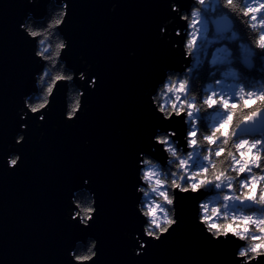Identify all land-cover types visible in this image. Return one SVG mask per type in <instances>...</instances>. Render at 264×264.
<instances>
[{
	"label": "water",
	"instance_id": "obj_1",
	"mask_svg": "<svg viewBox=\"0 0 264 264\" xmlns=\"http://www.w3.org/2000/svg\"><path fill=\"white\" fill-rule=\"evenodd\" d=\"M195 0H0V264H264V252L240 255L245 240L215 235L200 217L211 191L171 190L172 222L147 233L140 207L144 160L165 167L159 136L188 149L186 113L166 116L154 102L169 74L190 68L185 44ZM50 4L62 7L57 79L39 109L45 61L26 28ZM213 33L228 34L227 16H210ZM240 64L249 69L252 59ZM70 86L78 104L68 114ZM264 134V107L236 127L235 137ZM86 192L82 219L75 195ZM93 243L77 260L78 245ZM247 259V260H246Z\"/></svg>",
	"mask_w": 264,
	"mask_h": 264
},
{
	"label": "trees",
	"instance_id": "obj_2",
	"mask_svg": "<svg viewBox=\"0 0 264 264\" xmlns=\"http://www.w3.org/2000/svg\"><path fill=\"white\" fill-rule=\"evenodd\" d=\"M257 3L264 13V0H195L192 12H197L207 23L205 38L196 44L186 40V50L193 58L190 68L180 75L169 74L154 96V102L166 116L174 111L187 112V105H191L195 120H188L187 125L193 134L188 136L191 141L186 153L177 150L167 136H159L166 145L172 146L167 148L168 162L165 167H159L145 159L144 166L155 164L158 167L163 191L161 194L152 192L153 186L145 181L140 203L147 216L146 231L156 236L172 222L171 190L174 186L211 191L200 207L208 206V215L205 218L200 214L201 219L215 235L231 231L244 239L245 245L239 254L247 259L264 252V134L236 138L235 131L239 122L253 110L264 107V24L256 22L251 12V4ZM62 14V7L50 4L42 20L25 23L27 30L38 38L37 52L45 61V68L37 78L38 91L27 101L32 110L46 103L57 79L71 77L58 60L62 39L56 26ZM210 16L229 17L232 31L214 34L207 21ZM244 56L252 59L253 66L249 69L240 64ZM224 83H234L241 88V95L226 105L216 94H211V88ZM78 96V90L70 86L69 115L77 107ZM216 113L225 114L227 122L220 124ZM243 139L244 144L252 146L250 149L240 144ZM149 199L161 204L164 210L162 219L157 222L149 219ZM74 202L80 217L86 219L91 211L89 195L79 192ZM92 247L93 243L88 241L78 245L73 254L77 260H85L92 255Z\"/></svg>",
	"mask_w": 264,
	"mask_h": 264
},
{
	"label": "rangeland",
	"instance_id": "obj_3",
	"mask_svg": "<svg viewBox=\"0 0 264 264\" xmlns=\"http://www.w3.org/2000/svg\"><path fill=\"white\" fill-rule=\"evenodd\" d=\"M199 1H203V0H199ZM251 12H252V18L255 20L256 22L260 23V24H264V13H263V8L261 7L260 4H251ZM191 20L188 24V31H187V40L195 43L198 40L205 38L206 35V25L207 23H205V21L203 20V18L197 13V12H191ZM258 18V19H257ZM208 21V20H207ZM196 44V43H195ZM211 94L212 96L214 94L217 95L218 100L223 102V105H226L230 100L232 99H236L241 95V88L232 83V84H221L218 88H211ZM180 103H182L181 100H179ZM178 104V103H177ZM188 107V111L185 112L186 114V121L188 122V120H195V116H194V112L192 110V106L191 105H187ZM175 112V111H174ZM215 118H217V121L220 124H223L224 122H227V118L225 117V114L223 113H216L214 114ZM193 134L192 131H188L187 136H190ZM167 136V135H164ZM189 137L188 142L191 141V138ZM169 139V137H168ZM170 143H173L170 141V139L168 140ZM240 144H244V139L240 140ZM165 145V148H172L171 145ZM174 145V143H173ZM245 146H247L249 149L252 147L250 144L245 143ZM175 147V146H174ZM253 149V148H252ZM188 151V149H187ZM186 151V152H187ZM185 152V153H186ZM143 173H144V177H143V181L147 182L148 184H151L152 187V192H156V194H161L163 189H162V183L160 181L159 178V171H158V167L155 164H147L146 166L143 167L142 169ZM195 189V188H192ZM207 204H209V202H207ZM205 209H200V214H203V216L206 218L207 217V212L206 209L208 206H204ZM147 208L149 211V219H151L152 222H157L159 220L162 219L163 215H164V210L162 208L161 204L156 203L153 199H149V203H147ZM247 260V259H246Z\"/></svg>",
	"mask_w": 264,
	"mask_h": 264
}]
</instances>
